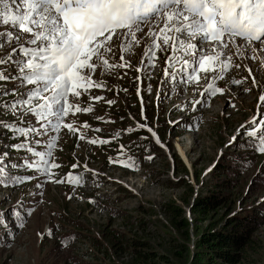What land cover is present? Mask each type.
<instances>
[{
  "label": "rangeland",
  "instance_id": "obj_1",
  "mask_svg": "<svg viewBox=\"0 0 264 264\" xmlns=\"http://www.w3.org/2000/svg\"><path fill=\"white\" fill-rule=\"evenodd\" d=\"M5 27L0 26V31ZM170 51L157 52L156 67L149 68L147 59L141 65L145 52L142 42L134 55H126L132 69L116 68L106 76L97 70L95 78L105 80L110 90L92 89L90 95H82L78 102L83 107L91 104L93 110L68 117L91 126L81 130L86 139L62 130L54 150L55 162L62 165L54 170L56 178L69 171L81 173L83 186L44 182L43 175L37 179L36 173L23 168L12 170L15 175L34 178L20 186L0 187V212L9 225L7 230L0 227V264H150L151 259H145L137 250L170 255L163 238L178 235L164 203L174 200L190 219L189 205L195 195L206 194L224 178L233 185L226 190L234 202L230 212L264 210V154L246 146L243 130L236 142L226 147L237 129L256 114L262 89L252 87L247 68L264 84V59L234 58L241 67H233L224 80L216 81L225 93L207 95V105H197L193 111L189 101L204 99L199 93L212 82L210 77L215 73H200L199 84L162 83ZM119 56L117 47L111 62H119ZM138 65L146 71L137 73ZM179 67L176 63L175 68ZM233 79L243 83L232 84ZM243 88L251 91L243 92ZM91 96L105 99L93 101ZM106 100L115 103L109 105ZM233 104L235 107H231ZM89 139L109 142L89 144ZM4 143L16 141L5 139ZM11 157L18 162L16 152ZM77 161L80 166L72 169ZM85 163L94 172L85 170ZM38 182L43 187L37 188ZM14 208L25 217V227H16ZM260 221L253 234L255 249L249 250L242 264H264V215ZM205 222L197 221L198 231L191 224V250ZM133 239L146 244H133Z\"/></svg>",
  "mask_w": 264,
  "mask_h": 264
},
{
  "label": "snow or ice",
  "instance_id": "obj_2",
  "mask_svg": "<svg viewBox=\"0 0 264 264\" xmlns=\"http://www.w3.org/2000/svg\"><path fill=\"white\" fill-rule=\"evenodd\" d=\"M0 26H7L0 31V187L20 186L34 178L12 171L21 168L36 173L37 179L43 175L44 182L83 186L82 174L69 171L56 178L54 170L62 167L54 157L59 134L66 129L78 134V139H86L81 130L91 126L68 117L93 110L91 104L83 107L78 101L92 89L110 90L105 80L95 78L97 70L106 76L116 68L132 69L126 55H134L142 42L145 52L141 65L147 59L149 68L156 67L157 52L171 50L162 83L199 84L200 73H215L199 93L204 99L189 101L193 111L197 105H207V95L225 93L216 81L224 80L233 67H241L234 58L264 59L260 56L264 53V0H0ZM117 47L119 62H111ZM176 63L179 68H175ZM135 71L146 69L138 65ZM247 71L252 87L262 89L256 114L237 129L226 147L235 143L243 130L246 146L264 154V84L251 68ZM10 83L12 88L7 86ZM231 83L240 85L243 81L233 79ZM242 91L250 92L251 88ZM102 99L91 96L93 101ZM5 139L16 143L6 144ZM108 142L87 140L89 144ZM12 152L25 155L17 162L12 160ZM79 166L77 161L72 169ZM83 167L94 172L87 163ZM36 187H43V183ZM13 216L17 228L25 227V217L15 208ZM0 227H9L2 212ZM52 234L49 229L48 235Z\"/></svg>",
  "mask_w": 264,
  "mask_h": 264
},
{
  "label": "trees",
  "instance_id": "obj_3",
  "mask_svg": "<svg viewBox=\"0 0 264 264\" xmlns=\"http://www.w3.org/2000/svg\"><path fill=\"white\" fill-rule=\"evenodd\" d=\"M127 162L131 163L128 158ZM229 181L224 178L216 182L218 186L208 189L206 194H196L189 205L190 219L182 205L174 200L164 203L169 222L178 232L177 236L168 234L163 238L167 243V253L171 256L157 250L137 252L145 259H151L150 264H186V261L189 264H196V261L198 264H242L247 259L249 250L255 249L253 234L261 224L260 218L264 215V210L230 212L234 202L232 194L226 191L233 186ZM197 221H206V224L197 234L196 243L191 250L189 229L192 224L194 231H198ZM132 243L140 246L146 244L141 239H133ZM198 256L203 259H198Z\"/></svg>",
  "mask_w": 264,
  "mask_h": 264
}]
</instances>
